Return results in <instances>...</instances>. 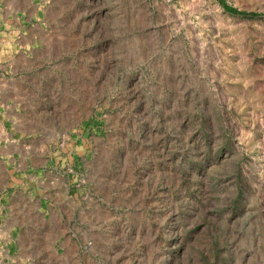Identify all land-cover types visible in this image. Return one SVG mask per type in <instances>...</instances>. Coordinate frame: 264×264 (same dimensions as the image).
<instances>
[{
  "label": "rangeland",
  "instance_id": "rangeland-1",
  "mask_svg": "<svg viewBox=\"0 0 264 264\" xmlns=\"http://www.w3.org/2000/svg\"><path fill=\"white\" fill-rule=\"evenodd\" d=\"M0 264H264V0H0Z\"/></svg>",
  "mask_w": 264,
  "mask_h": 264
}]
</instances>
